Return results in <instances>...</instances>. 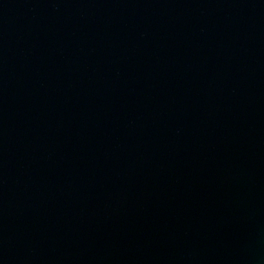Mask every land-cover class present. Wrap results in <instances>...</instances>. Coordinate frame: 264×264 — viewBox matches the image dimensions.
<instances>
[{
	"label": "water",
	"instance_id": "1",
	"mask_svg": "<svg viewBox=\"0 0 264 264\" xmlns=\"http://www.w3.org/2000/svg\"><path fill=\"white\" fill-rule=\"evenodd\" d=\"M0 264H264V0H0Z\"/></svg>",
	"mask_w": 264,
	"mask_h": 264
}]
</instances>
